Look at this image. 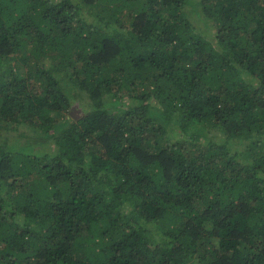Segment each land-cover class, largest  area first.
Here are the masks:
<instances>
[{
  "label": "trees",
  "instance_id": "obj_1",
  "mask_svg": "<svg viewBox=\"0 0 264 264\" xmlns=\"http://www.w3.org/2000/svg\"><path fill=\"white\" fill-rule=\"evenodd\" d=\"M0 264H264V0H0Z\"/></svg>",
  "mask_w": 264,
  "mask_h": 264
},
{
  "label": "rangeland",
  "instance_id": "obj_2",
  "mask_svg": "<svg viewBox=\"0 0 264 264\" xmlns=\"http://www.w3.org/2000/svg\"><path fill=\"white\" fill-rule=\"evenodd\" d=\"M28 51V50H27ZM77 105H74V107H73V109H72V114L75 116V117H79V113H82L83 111H82V109L81 108H78V107H76ZM21 132H24V133H26V135H27V133L29 132V129H27V128H20V130L18 129V131L16 130V131H10V132H8V134H7V132H4V133H6L8 136H10V137H12V138H16L18 135H20V133ZM40 134L42 133V131L41 130H39L38 131ZM25 135V134H24ZM181 135H183V133L180 131V129L178 128V127H176V128H174V136H176V137H180ZM28 136V135H27ZM19 137V136H18ZM43 137V136H42ZM41 137V139L40 140H42V141H39V140H37V142H36V144H35V146L37 147V148H40V150L41 151H46V150H52V148H53V146H52V142H51V140L50 139H43ZM24 139V138H23Z\"/></svg>",
  "mask_w": 264,
  "mask_h": 264
},
{
  "label": "water",
  "instance_id": "obj_3",
  "mask_svg": "<svg viewBox=\"0 0 264 264\" xmlns=\"http://www.w3.org/2000/svg\"><path fill=\"white\" fill-rule=\"evenodd\" d=\"M71 114H72V112H71ZM73 115V114H72ZM74 116V115H73Z\"/></svg>",
  "mask_w": 264,
  "mask_h": 264
},
{
  "label": "clouds",
  "instance_id": "obj_4",
  "mask_svg": "<svg viewBox=\"0 0 264 264\" xmlns=\"http://www.w3.org/2000/svg\"><path fill=\"white\" fill-rule=\"evenodd\" d=\"M77 105V104H76Z\"/></svg>",
  "mask_w": 264,
  "mask_h": 264
}]
</instances>
